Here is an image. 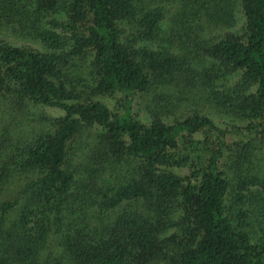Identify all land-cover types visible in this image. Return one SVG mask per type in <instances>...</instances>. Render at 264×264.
<instances>
[{
    "label": "trees",
    "instance_id": "1",
    "mask_svg": "<svg viewBox=\"0 0 264 264\" xmlns=\"http://www.w3.org/2000/svg\"><path fill=\"white\" fill-rule=\"evenodd\" d=\"M0 34L46 47L0 39V264H264V0H0Z\"/></svg>",
    "mask_w": 264,
    "mask_h": 264
},
{
    "label": "rangeland",
    "instance_id": "2",
    "mask_svg": "<svg viewBox=\"0 0 264 264\" xmlns=\"http://www.w3.org/2000/svg\"><path fill=\"white\" fill-rule=\"evenodd\" d=\"M243 25H244V19H240V22L238 23L237 27L234 29H240V28H242ZM0 39L8 40L15 46L34 48V49H39V50H45L46 49V47L42 43L30 40V39L13 38L11 36L4 35V34H0ZM239 78H240V72H237L234 75L229 76L227 79H223V78L220 79L219 83H221V85L227 86V85H231V84L235 83L236 80H238ZM107 101L115 103L114 102L115 100L113 98H110ZM38 110H39V108H38ZM44 110L46 113H48L49 115H52V116H61V115H64V113H65L62 109H60L58 107L46 106V107H44ZM142 119H144L145 121H148L145 116ZM213 119L216 121L217 125L221 126L224 129H231L234 127V125H238L241 127H244V125H245V124L243 125L242 121L238 122V121L234 120V118H232V119L230 117L226 118L222 115L221 116L216 115V116H214ZM232 136H233V133H229V137H232ZM194 138L201 141V144L195 145L196 149L194 150V147L191 143H190V145H189V143H183L180 146V152L182 154H190L192 156H195V155H197L198 149L200 146L201 147V154H202L201 156L205 157V155H210L209 150H207L206 148L209 147V148L214 149L213 140L210 138L207 139L203 133H197L194 136ZM230 140H231V138H230ZM172 170H175L183 178V180H187L186 178L190 174V169H189L188 165H181V166L173 167ZM167 233L170 234L172 232L169 231Z\"/></svg>",
    "mask_w": 264,
    "mask_h": 264
}]
</instances>
